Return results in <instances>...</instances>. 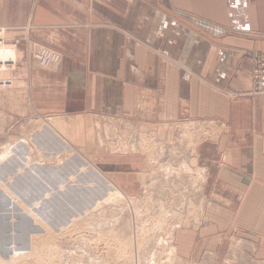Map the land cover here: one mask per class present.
Here are the masks:
<instances>
[{"label":"crops","instance_id":"1","mask_svg":"<svg viewBox=\"0 0 264 264\" xmlns=\"http://www.w3.org/2000/svg\"><path fill=\"white\" fill-rule=\"evenodd\" d=\"M1 28L22 39L18 65L35 114L69 125L85 114L128 117L143 99L157 120L206 122L195 127L214 134L195 145L202 221L175 230L177 253L218 264L239 236L264 258V94H246L250 52L264 56V0H0ZM31 41L59 60L36 64ZM109 156V171L148 167L138 154Z\"/></svg>","mask_w":264,"mask_h":264},{"label":"rangeland","instance_id":"2","mask_svg":"<svg viewBox=\"0 0 264 264\" xmlns=\"http://www.w3.org/2000/svg\"><path fill=\"white\" fill-rule=\"evenodd\" d=\"M4 30L0 41L19 56L21 37ZM36 45L46 47L29 42V56L43 66ZM250 57L246 94H264L253 73L264 56ZM5 64L11 69L0 70V264H212L183 259L173 239L178 228L202 221L204 170L195 145L214 134L199 135L195 127L206 122L157 120L142 99L133 116L85 114L69 125L63 116L35 114L18 57ZM132 154L142 156L146 171L135 169L140 163H116L110 171L132 177L112 178L109 155ZM237 238L218 264H264L254 258L256 241Z\"/></svg>","mask_w":264,"mask_h":264},{"label":"built area","instance_id":"3","mask_svg":"<svg viewBox=\"0 0 264 264\" xmlns=\"http://www.w3.org/2000/svg\"><path fill=\"white\" fill-rule=\"evenodd\" d=\"M35 49L37 50H35L33 54L38 63L42 64L43 66H50L54 62H57L60 58L59 53L54 49L51 50L43 46ZM254 67L253 73H255V88L258 92H264V57L258 58ZM2 84L3 82H1V85Z\"/></svg>","mask_w":264,"mask_h":264},{"label":"bare ground","instance_id":"4","mask_svg":"<svg viewBox=\"0 0 264 264\" xmlns=\"http://www.w3.org/2000/svg\"><path fill=\"white\" fill-rule=\"evenodd\" d=\"M36 48H37V45H36ZM34 50H36V49H34ZM18 54H17V52H16V50L14 49V47H12L11 46V44H3L2 43V41H0V70H4V69H8L9 70V68H10V66L8 67V65L7 64H5V62H9V61H15L16 60V58L18 57L17 56ZM19 58V57H18ZM35 61V60H34ZM28 65V64H27ZM11 69V68H10ZM7 74H8V72H7ZM5 82V81H4ZM187 122V121H186ZM190 122H191V120H190ZM189 122V123H190ZM49 124H50V126L48 127L51 131H53L54 132V130H55V128H54V123L53 122H51V121H49L48 122ZM59 123V122H58ZM189 125V124H188ZM48 126V125H47ZM185 128H187L186 126H185ZM59 132V131H58ZM55 133V132H54ZM203 140H205V139H203ZM67 142H69V141H67ZM8 149V148H7ZM9 150V149H8ZM10 156V155H9ZM139 156H141V155H139ZM142 157V156H141ZM149 159V157H147V159H146V161H149L148 160ZM145 161V160H144ZM111 162V161H110ZM134 163L132 162V165H133ZM123 170H125V168L123 169ZM120 171H122V170H120ZM116 175V174H115ZM204 181V180H203ZM110 195H114V192H110ZM171 230V229H170ZM170 235V234H169ZM164 239H165V241H167L168 239H167V236L165 235L164 236ZM36 246V245H35ZM42 249V248H41ZM42 252V251H41Z\"/></svg>","mask_w":264,"mask_h":264}]
</instances>
